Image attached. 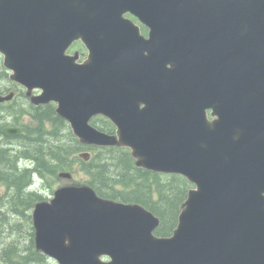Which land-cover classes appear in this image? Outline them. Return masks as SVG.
Instances as JSON below:
<instances>
[{
    "label": "water",
    "instance_id": "water-1",
    "mask_svg": "<svg viewBox=\"0 0 264 264\" xmlns=\"http://www.w3.org/2000/svg\"><path fill=\"white\" fill-rule=\"evenodd\" d=\"M128 13L184 22L186 38L146 41ZM77 40L83 65L66 54ZM0 54L80 143L129 148L138 167L194 185L171 237L141 205L62 186L34 208L38 251L57 264H264V0H0Z\"/></svg>",
    "mask_w": 264,
    "mask_h": 264
},
{
    "label": "trees",
    "instance_id": "trees-1",
    "mask_svg": "<svg viewBox=\"0 0 264 264\" xmlns=\"http://www.w3.org/2000/svg\"><path fill=\"white\" fill-rule=\"evenodd\" d=\"M44 121L28 132L27 147L21 151L13 153L0 149V182L12 189L5 209L0 200V239L6 227L15 233L20 229L21 232L26 224H32L31 215L24 214L20 209L33 207L35 202L42 200L37 192L28 190L35 174L45 178L56 176L59 171L77 173V170L87 175L85 183L101 197L140 204L156 215L161 221L157 236L169 237L173 234L183 204L193 187L185 178L139 169L130 152L122 148H94L91 160L84 161L78 157L84 148L69 126L65 127L63 121L55 117L51 120L54 122L53 129L47 133ZM2 128L0 125V134ZM58 128L62 135L58 133ZM99 130L114 133L115 129L109 121H103ZM77 163L80 165L77 166ZM13 212L19 215L14 216L11 225L9 218ZM29 230V244L24 248L16 241L7 244L1 249L0 264H48V258L35 249L33 227Z\"/></svg>",
    "mask_w": 264,
    "mask_h": 264
},
{
    "label": "flooded vegetation",
    "instance_id": "flooded-vegetation-1",
    "mask_svg": "<svg viewBox=\"0 0 264 264\" xmlns=\"http://www.w3.org/2000/svg\"><path fill=\"white\" fill-rule=\"evenodd\" d=\"M125 17L133 21V23L139 28L140 36L145 37L146 41H150L151 39L156 37L162 39L167 38L172 41L183 40L186 38L185 36L186 34L184 30L188 28L184 27L185 26L184 22H179V21L173 22L169 20L164 21L163 19H158V20H150V21L146 20V25H145L137 17H135L130 13L126 14ZM167 22L171 25L175 24L171 28V30H167L166 27L164 26ZM212 23H219V22L215 21ZM213 28L217 31L215 35L218 36L220 33V29H219L220 27L213 26ZM201 34L203 35V37L207 36L203 31H201ZM175 44L176 43L174 42L173 45ZM158 45L162 46L164 44L161 43L155 44V46ZM66 54L68 56H78L76 63L79 65H83L89 59L90 50L83 40H77L74 43H72ZM210 54H212V52H210ZM146 55H149L148 51H146ZM163 55L164 54L161 52L160 59L157 62L160 63V61H162L165 64L166 68L173 67L174 65L173 62H167L164 58H161V56ZM0 59L3 64L4 58L1 55H0ZM153 62L154 61H151V63ZM4 72L7 76H9V72L7 71ZM0 87H1L0 95H2V97L6 98L10 95H13V97H11L10 99L0 102V125H2L3 127L2 134H0V149H7L9 150V152L14 153L17 151H21L22 149H24V147H27V138L29 134L28 132L35 129L42 120H46L44 121L45 122L44 124L47 127L46 128L47 133H50L52 131L54 122L51 120H55V117L62 120L64 123L63 125H65V127L69 126V128L71 129L70 124L58 115L57 113L58 104L56 102L52 101L46 104H39V105L33 102V98L38 97L43 93L42 89L40 88L33 89L32 94L29 96L27 94L28 90L26 87L13 81H7L6 85H4L3 87L0 85ZM213 113H214L213 109L210 110L208 109V116L210 120H214L217 118L216 116H213ZM103 121L107 122L109 120H107L102 115H97L91 119V125L94 126L95 128L102 129ZM111 124L115 129L114 133L111 134H116L117 127L113 123ZM7 128L22 129L23 133L19 136L7 135L5 133V130ZM59 130L60 129L58 128V133L62 135L59 132ZM82 147L84 148V150H82L81 153L83 151L90 152L91 154L90 153L89 154L91 156L89 157L92 158L93 156L92 150L94 148L87 147L84 145H82ZM98 148L102 149L100 147ZM43 199L44 201H48V198L43 197Z\"/></svg>",
    "mask_w": 264,
    "mask_h": 264
},
{
    "label": "rangeland",
    "instance_id": "rangeland-1",
    "mask_svg": "<svg viewBox=\"0 0 264 264\" xmlns=\"http://www.w3.org/2000/svg\"><path fill=\"white\" fill-rule=\"evenodd\" d=\"M3 64L1 62V59H0V85L3 87L4 85H6L7 81H9L8 78H3L1 75L3 73ZM3 78V79H2ZM1 89V87H0ZM77 166H79L80 164L77 163L76 164ZM78 169V167H77ZM86 178H87V175L79 170H77V178L76 180L80 181L81 183L85 182L86 181ZM37 185L39 187V189H42V195L45 197V198H48V200H50L52 197H53V193L56 189H58L60 186H64V185H67V184H72V182H68V181H65V180H60L59 178L57 177H48V179H38L37 181ZM77 182V181H76ZM7 190V186L5 185H0V198L3 197L4 198V194ZM8 200H6L7 202ZM5 202V205L7 207V203ZM31 213V211L29 212V214ZM17 216L19 214L17 213H14L13 212V215L10 214V218H9V223L12 225L14 222L13 220L14 219V216ZM27 222V221H26ZM28 223V222H27ZM31 227V225L28 223V226L26 224V226L22 229L21 232H15V233H12L11 229H9V227H6V231L4 232V235L2 236V238L0 239V252H1V249H4L6 247L7 244L11 243L12 241H16L20 247H26L28 244H29V228ZM33 231L31 230V233ZM48 264H57L56 262H54L53 260H50L48 261Z\"/></svg>",
    "mask_w": 264,
    "mask_h": 264
},
{
    "label": "bare ground",
    "instance_id": "bare-ground-1",
    "mask_svg": "<svg viewBox=\"0 0 264 264\" xmlns=\"http://www.w3.org/2000/svg\"><path fill=\"white\" fill-rule=\"evenodd\" d=\"M98 129V128H97ZM72 130V129H71ZM99 130V129H98ZM100 131H102V130H100ZM103 132V131H102ZM106 133V132H105ZM108 134V133H107Z\"/></svg>",
    "mask_w": 264,
    "mask_h": 264
}]
</instances>
